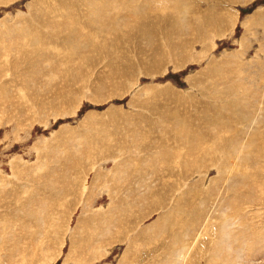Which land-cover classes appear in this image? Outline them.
Returning a JSON list of instances; mask_svg holds the SVG:
<instances>
[{"label": "rangeland", "instance_id": "374dc122", "mask_svg": "<svg viewBox=\"0 0 264 264\" xmlns=\"http://www.w3.org/2000/svg\"><path fill=\"white\" fill-rule=\"evenodd\" d=\"M148 1L0 0V264H264V0Z\"/></svg>", "mask_w": 264, "mask_h": 264}, {"label": "bare ground", "instance_id": "6f19581e", "mask_svg": "<svg viewBox=\"0 0 264 264\" xmlns=\"http://www.w3.org/2000/svg\"><path fill=\"white\" fill-rule=\"evenodd\" d=\"M164 1L169 2V0H164ZM123 2H124V3H125V2H128V3H131V4H132V3H135V0H123ZM142 2H143V1H142ZM156 2H157V1H156ZM149 3H150V0L147 2V5H148V6H151ZM143 4H144V3H143ZM166 4H167V3H166ZM166 4H165V5H166ZM158 6H161V3H160L159 1H158ZM181 8H183V6H181ZM129 16H130V15H129ZM96 19H97V18H96ZM110 27H112V26H110ZM111 29H112V28H111ZM113 32H115V31H113ZM35 43H36V42H35ZM47 47H48V46H47ZM49 47H50V46H49ZM49 47H48V48H49ZM35 48H36V47H35ZM35 48H33V49H35ZM41 48H42V47H41ZM68 49H69V48H68ZM83 49H84V48H83ZM152 49H153V48H152ZM82 51H83V50H82Z\"/></svg>", "mask_w": 264, "mask_h": 264}]
</instances>
